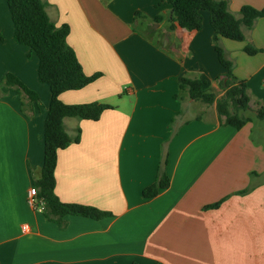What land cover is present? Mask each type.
<instances>
[{"label": "crops", "instance_id": "obj_1", "mask_svg": "<svg viewBox=\"0 0 264 264\" xmlns=\"http://www.w3.org/2000/svg\"><path fill=\"white\" fill-rule=\"evenodd\" d=\"M41 1L52 24L68 26L84 74H101L60 101L112 107L97 122L64 119L80 139L57 154L54 193L111 216H67L61 228L29 203L50 91L0 0V264H264V120L255 118L264 107V16L241 28L243 41L219 42L249 97L243 115L252 121L236 130L223 126L214 104L175 98L181 78L224 95L207 12L201 30L188 32L169 29L165 0ZM224 1L238 19L244 8L264 10V0ZM247 45L260 52L248 56ZM6 74L38 102L3 86ZM162 170L168 188L144 199Z\"/></svg>", "mask_w": 264, "mask_h": 264}, {"label": "trees", "instance_id": "obj_2", "mask_svg": "<svg viewBox=\"0 0 264 264\" xmlns=\"http://www.w3.org/2000/svg\"><path fill=\"white\" fill-rule=\"evenodd\" d=\"M9 9L13 24V38L18 45L28 47L37 57V79L48 86L50 101L43 124V162L40 177L32 185L37 191L36 200L43 201L42 213L45 218L59 227L65 225V217L77 216L94 220L111 216L110 213L100 211L95 207L62 203L55 195V166L57 154L71 144H77L80 130L70 137L64 127L66 118L97 122L104 111L112 107L107 104L88 103L66 105L60 101V95L68 91H77L96 81L101 74L91 76L84 74L77 61L74 51L67 43L69 28L67 25L56 27L46 14L45 5L41 0H4ZM171 6L169 29L180 28L188 32L200 31L202 28V12H207L209 23L213 31L212 44L219 64L225 70L219 87L224 95L216 99L215 94L207 89L206 82L200 79L181 78L178 82L176 99L186 93L193 101L206 105H215L218 117L223 118V126H230L236 130L242 129L252 121L243 113L249 110V97L246 94V82L238 80L233 74V64L225 58L224 50L220 46L221 39L243 41L241 28L250 29L255 19L264 16V10L257 12L244 8L242 17L236 18L229 10L224 0H165ZM160 17H157V21ZM248 56H254L260 50L247 45L244 49ZM3 86L14 87L22 92L34 103L38 102L35 92L29 90L14 75L6 74ZM255 118L264 120V107L259 108ZM163 161L162 165H165ZM161 165V166H162ZM169 179L159 171L157 180L142 192L144 199L154 198L159 191L167 189ZM218 204L209 206L216 208Z\"/></svg>", "mask_w": 264, "mask_h": 264}, {"label": "built area", "instance_id": "obj_3", "mask_svg": "<svg viewBox=\"0 0 264 264\" xmlns=\"http://www.w3.org/2000/svg\"><path fill=\"white\" fill-rule=\"evenodd\" d=\"M37 191L34 187H32L28 192V201L31 204V206L35 207L38 211L42 212L43 210V201H37L36 200ZM24 230L26 227H22Z\"/></svg>", "mask_w": 264, "mask_h": 264}, {"label": "rangeland", "instance_id": "obj_4", "mask_svg": "<svg viewBox=\"0 0 264 264\" xmlns=\"http://www.w3.org/2000/svg\"><path fill=\"white\" fill-rule=\"evenodd\" d=\"M150 36L154 37V36H155V34H154V33H151V35H150ZM197 105H199V104H197Z\"/></svg>", "mask_w": 264, "mask_h": 264}]
</instances>
